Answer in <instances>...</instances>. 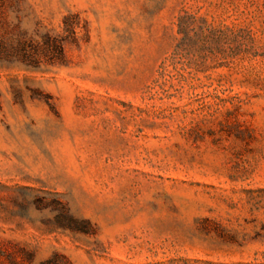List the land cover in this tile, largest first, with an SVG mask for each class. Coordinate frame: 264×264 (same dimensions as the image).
<instances>
[{
    "label": "rangeland",
    "instance_id": "obj_1",
    "mask_svg": "<svg viewBox=\"0 0 264 264\" xmlns=\"http://www.w3.org/2000/svg\"><path fill=\"white\" fill-rule=\"evenodd\" d=\"M7 17L64 58L0 66V264H264V0Z\"/></svg>",
    "mask_w": 264,
    "mask_h": 264
},
{
    "label": "trees",
    "instance_id": "obj_2",
    "mask_svg": "<svg viewBox=\"0 0 264 264\" xmlns=\"http://www.w3.org/2000/svg\"><path fill=\"white\" fill-rule=\"evenodd\" d=\"M10 0H0V66H24L26 69H38L49 61H61L64 58V41L50 36L44 44L26 38L23 34L14 35L8 31L7 9ZM188 24L185 17L178 18L180 33L185 32Z\"/></svg>",
    "mask_w": 264,
    "mask_h": 264
}]
</instances>
